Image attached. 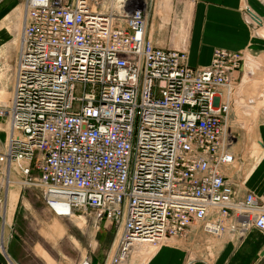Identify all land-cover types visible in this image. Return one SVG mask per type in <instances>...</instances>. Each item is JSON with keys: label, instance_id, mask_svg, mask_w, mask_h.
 <instances>
[{"label": "built area", "instance_id": "2783aa9c", "mask_svg": "<svg viewBox=\"0 0 264 264\" xmlns=\"http://www.w3.org/2000/svg\"><path fill=\"white\" fill-rule=\"evenodd\" d=\"M243 7L263 37V18ZM151 11L147 0H26L11 97L0 102V209L15 172L55 215L115 226L106 264L145 243L264 232V201L239 190L242 132L264 122V65L216 48L193 67L149 37Z\"/></svg>", "mask_w": 264, "mask_h": 264}, {"label": "crops", "instance_id": "0c3cea01", "mask_svg": "<svg viewBox=\"0 0 264 264\" xmlns=\"http://www.w3.org/2000/svg\"><path fill=\"white\" fill-rule=\"evenodd\" d=\"M25 2L26 0H0V62L6 60L8 55L6 47H9L16 35L18 26L22 24L23 30ZM160 3L162 14L156 12V6L149 12L148 35L157 46L186 51L191 66L209 65L216 48L248 51L261 57L264 63V36H255L243 16V6L247 3L264 21V4L261 1L160 0ZM12 86L11 74L9 81L5 80L0 86V91L6 93L7 99L11 97ZM258 136L262 144L261 158L249 171L246 181L239 186V190L243 194L254 191L264 201L263 120L258 126ZM7 137L8 129L0 121V151L4 148ZM15 184L12 183L7 188L5 207L3 210L0 209V264H24L21 259L20 240H13L15 236L13 228L11 229L21 198L20 192L17 199L15 195L13 199L8 196L11 188L16 189ZM15 199V208H13ZM5 211H8V215ZM56 222L61 223L55 219L51 224ZM63 231H65L64 226L58 232ZM112 243L110 240L106 244L109 251ZM87 245L89 246V243L84 246L86 253H88ZM190 245L194 244L190 242L186 244L185 249H181L171 242H166L150 256L145 264H264V232L259 229L250 230L243 239L238 241L229 236L215 238L211 252L204 251L203 246L196 244L198 247L195 246V248L201 250H198L197 254L194 252L190 254L194 249ZM42 257L47 264H54L47 253H44ZM85 261H89V264L90 262L101 264L99 260L88 256ZM78 263L75 261L68 264Z\"/></svg>", "mask_w": 264, "mask_h": 264}, {"label": "rangeland", "instance_id": "374dc122", "mask_svg": "<svg viewBox=\"0 0 264 264\" xmlns=\"http://www.w3.org/2000/svg\"><path fill=\"white\" fill-rule=\"evenodd\" d=\"M147 1L152 3V10L156 6V12L162 14L160 11V6H162L160 0ZM21 31L22 24L18 26L16 35L10 42L9 47H6L8 54L6 55V60L0 62V86L5 80L9 81L11 77L15 57L20 46ZM10 54L12 55L9 56ZM5 95L6 93L0 91V102L8 100V96ZM259 122L260 118L258 122L250 125L251 128H249L247 134L242 132L244 133L242 136L246 144H249L248 147L245 145L241 148L247 159V162L243 165L245 176L242 180V184H244L249 171L258 163L262 155L261 142L259 139L257 141L259 144L254 142L258 137ZM13 180L17 182V184H15L16 189L11 188V191L8 192V196L10 199H13L15 195L17 199L18 195L20 196V192L21 198L18 203L15 219L11 224V229L13 228L15 236L13 240H20L21 259L24 264H47L42 257L44 253L50 256L54 264H68L75 261L81 263L85 261L87 256L99 260L101 264H106L110 252L106 244L110 240L114 242L113 240L116 233L114 225L107 221L100 226V229H97L92 225L90 217L84 216L81 213H77V218H74V216L72 218L57 216L45 203L41 189L22 186L20 183L21 178L15 172L13 173ZM16 199L14 200L13 208H15ZM5 212H7L8 215V211ZM55 219H58L63 225L58 222L51 224ZM57 224L60 229L64 226L65 231L59 233V229L55 227ZM214 241L215 239L210 240L208 242L209 244H204V251L211 252L213 250L212 243ZM166 242H171L181 249L186 248V244H184L182 240L169 239L166 240ZM166 242L157 245L151 244L142 246L141 244L131 252L129 257L122 264H145L150 256ZM86 243H91L92 245H87L88 253H86L84 248ZM195 246L198 247L196 244L190 245V247L194 248L191 250L190 254L201 250L200 248H195Z\"/></svg>", "mask_w": 264, "mask_h": 264}, {"label": "bare ground", "instance_id": "6f19581e", "mask_svg": "<svg viewBox=\"0 0 264 264\" xmlns=\"http://www.w3.org/2000/svg\"><path fill=\"white\" fill-rule=\"evenodd\" d=\"M253 54V53H252ZM255 55V54H254ZM257 57V56H256ZM258 61L260 62V63H262L263 65H264V63H263V61L261 60V57H258ZM258 139H259V136L257 137V139L254 141V142H257L258 141ZM259 141H260V139H259ZM261 142V141H260ZM258 143V142H257ZM253 144V143H252ZM259 144V143H258ZM254 145V144H253ZM252 147V146H251ZM258 147V146H257ZM255 151V150H254ZM12 183H16L17 184V182L15 181V180H13V174H11V178H10V183H9V185H11ZM11 191V190H10ZM10 195V194H9ZM74 216V218H77L76 216H77V214H75V215H72V216H70L69 218H72ZM84 217V216H83ZM55 227H56V229H60L59 228V226H58V224L57 225H55ZM143 245H151V244H148V243H145V244H142V246ZM5 246V245H4ZM138 246H140V245H136L135 246V248L136 247H138ZM134 248V249H135ZM133 249V250H134ZM5 250V249H4ZM109 264V263H108Z\"/></svg>", "mask_w": 264, "mask_h": 264}]
</instances>
